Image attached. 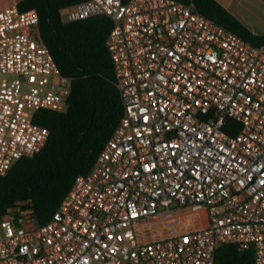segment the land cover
<instances>
[{"label":"built area","instance_id":"built-area-1","mask_svg":"<svg viewBox=\"0 0 264 264\" xmlns=\"http://www.w3.org/2000/svg\"><path fill=\"white\" fill-rule=\"evenodd\" d=\"M98 14L123 114L48 220L31 198L6 208L0 264H214L223 242L264 264V45L180 0L60 9L65 22ZM71 83L37 9L1 8L0 174L41 149L35 114L66 110Z\"/></svg>","mask_w":264,"mask_h":264},{"label":"trees","instance_id":"trees-1","mask_svg":"<svg viewBox=\"0 0 264 264\" xmlns=\"http://www.w3.org/2000/svg\"><path fill=\"white\" fill-rule=\"evenodd\" d=\"M80 0H16L20 10L36 8L41 36L61 72L72 78L64 111L40 109L35 121L48 127L41 149L23 156L0 174V217L20 199L31 198L40 222L50 218L79 173H86L123 114L113 64L106 46L112 26L104 14L62 21L60 9ZM237 33L253 45L264 35L252 32L217 0H180ZM214 264H256L252 248L223 242Z\"/></svg>","mask_w":264,"mask_h":264},{"label":"crops","instance_id":"crops-1","mask_svg":"<svg viewBox=\"0 0 264 264\" xmlns=\"http://www.w3.org/2000/svg\"><path fill=\"white\" fill-rule=\"evenodd\" d=\"M217 1L252 32L264 35V0ZM13 3H16V1Z\"/></svg>","mask_w":264,"mask_h":264},{"label":"rangeland","instance_id":"rangeland-1","mask_svg":"<svg viewBox=\"0 0 264 264\" xmlns=\"http://www.w3.org/2000/svg\"><path fill=\"white\" fill-rule=\"evenodd\" d=\"M14 1L16 0H0V9L5 7L6 5L12 4ZM191 221L190 216L189 217H185L184 218V223H178L176 225V229L178 231L182 230V228L184 227L185 224L189 223Z\"/></svg>","mask_w":264,"mask_h":264},{"label":"bare ground","instance_id":"bare-ground-1","mask_svg":"<svg viewBox=\"0 0 264 264\" xmlns=\"http://www.w3.org/2000/svg\"><path fill=\"white\" fill-rule=\"evenodd\" d=\"M20 159V158H19Z\"/></svg>","mask_w":264,"mask_h":264}]
</instances>
